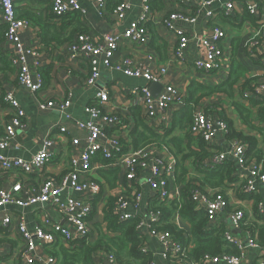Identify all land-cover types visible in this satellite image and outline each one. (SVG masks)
Returning a JSON list of instances; mask_svg holds the SVG:
<instances>
[{
	"label": "built area",
	"instance_id": "obj_1",
	"mask_svg": "<svg viewBox=\"0 0 264 264\" xmlns=\"http://www.w3.org/2000/svg\"><path fill=\"white\" fill-rule=\"evenodd\" d=\"M22 1L25 0H0V7L3 23L7 26L6 40L13 47L12 63L19 70L18 81L20 85L36 93L45 87L46 81L41 68L49 61L43 60V48L27 47L21 41V33L29 25L27 21L19 19L17 16V6ZM41 1L51 3V13L57 19L72 12L85 13L80 0ZM89 1L94 2L102 13L107 10V0ZM178 1L185 6L196 3L199 8L195 15L172 12L163 19L164 27L174 32L178 39L176 57L183 59L184 53L192 41V36L186 27L194 26L198 22V15H203L207 21L214 24V27L211 37L201 40L200 45L203 53L195 61L194 67L198 72L204 74L222 72L227 61L225 49L222 47L226 32L216 23V0ZM244 3L245 0L226 2L223 5L225 16L230 17L236 6ZM129 8L130 0H119L112 16L118 23H122ZM248 12L254 17H261L258 2L249 5ZM150 13H152L151 0H144L141 14L130 23L122 35L106 33L97 39L90 33H82L77 35V38L67 46L68 56L71 60H78L79 63L89 67V75L85 81L88 87L98 86L102 77V66L122 72L130 78L145 80L147 85L133 90L131 97L135 106L144 109L148 124L152 128L158 129L160 125L164 126L169 122L167 113L170 107L176 103H184V95L173 85H166L158 98H154L152 94L150 86L163 83L168 69L166 67L158 69L142 67L131 58L115 62L122 40L140 46L149 43ZM263 43L264 23H261L257 36L250 47L255 56L264 54V51L262 53ZM28 56L34 57L33 65L29 64ZM263 95L264 83H261L255 86L251 93H245L244 96L245 98L255 96L261 99ZM111 100L110 91L103 88L96 93L94 99L86 107L85 112L90 120L88 123H78V126L87 134V147L81 156L71 161L72 170L60 181L52 177H45L41 183H38L37 188L30 184L31 177L35 174L41 175L51 162L53 155L48 151L47 146L52 145V141H45V146L30 161L17 157L10 158L0 153V171L12 174L15 178V182L9 189H0V209H5L1 211L0 222L1 227L5 229H9L11 225L17 223L16 229L25 243L22 264H58L57 258L49 251L53 246L61 243L71 249L76 241L91 238L94 200L101 191L100 186L91 179L94 162L98 156L108 162V166L123 169L126 178L131 182L139 180L142 172L150 171V175L143 178L140 185L147 186L153 198L147 207L146 216L141 217L137 230L143 241L146 239L145 234L147 233L160 247L159 253H155L156 260H153L151 264H159L158 258L169 264H242L250 249L262 246L260 235L256 234V232L259 233V226L250 223L246 217L245 209L233 205L229 196L226 195L228 191L192 189L189 198L195 204L197 211L205 213L208 222L207 229H221L223 240L238 248L240 254L237 256L221 254L215 257L207 256L197 262L189 261L188 253L194 248V241L183 244L170 230H164L161 223V206L172 201L180 202L183 199V192L180 189L176 194L171 189L172 181L175 182L177 175L176 160L173 158L168 161L162 156L149 158L142 150L124 153L119 133L120 130L126 129V117L120 111L111 113L104 111V107ZM4 102L11 110V119L3 125V129L0 131V151L8 150L18 132L27 127V113L16 94L11 91L7 92ZM72 105V95H69L64 100L42 102L40 108L42 110L67 111ZM67 117L71 118L69 115ZM61 131L66 132V129L61 128ZM110 131L113 133L111 136L109 135ZM229 131V125L225 120L215 119L199 106L194 107L191 133L195 137L204 139L208 150L213 154L205 168H213L222 165L230 158L233 159L243 169L248 170V174L243 176V181L245 179L247 183H244L238 192L254 196L257 193L256 182H259L264 188V162L252 161L249 163V145L238 140H228ZM220 137L228 144L226 150L218 151L216 148ZM73 144L77 145L78 141L74 140ZM134 186L135 184H131V187ZM63 193H70L66 200L61 197ZM142 200L143 193L138 188L133 189L132 193H124L117 197L113 213L120 222L130 221L136 216L131 211L138 212ZM43 204H51L58 212L61 221L45 218L42 224L36 227L35 232L28 229L23 218H16L6 210L12 205L27 208ZM153 207L157 208V211H154ZM263 217L264 201L259 203L258 213L255 217H251V221L259 224ZM182 221L183 219L176 215L172 222L180 229H184L181 226ZM65 223L73 228L75 234L64 225ZM234 231L239 234H235ZM262 248L264 249V247ZM142 251L150 252L145 242ZM94 260H96L95 264H120L114 254L98 252L94 254ZM0 264L11 263L9 259H1Z\"/></svg>",
	"mask_w": 264,
	"mask_h": 264
},
{
	"label": "crops",
	"instance_id": "obj_2",
	"mask_svg": "<svg viewBox=\"0 0 264 264\" xmlns=\"http://www.w3.org/2000/svg\"><path fill=\"white\" fill-rule=\"evenodd\" d=\"M144 0H130V8L127 11L125 20L118 23L116 18L111 15V7L119 0H107L106 11L102 13L94 2L89 0H80L82 9L85 13L82 14L83 27L95 38H99L106 33L122 35L129 27L132 21H135L141 14ZM231 0H216L215 7L217 11L216 23L222 27L226 36L222 41L227 61L222 72L217 74H204L198 72L194 63L197 58L203 53L200 42L204 38H210L213 32L214 24L205 19L203 15H198V22L194 26L186 27L189 29L192 41L184 53L183 59H178L175 55L178 39L174 32L168 30L163 25V19L172 12H184L186 14H196L198 5L193 3L190 6H185L179 3L178 0H151L152 13L149 14L150 22L148 30L150 32V41L146 45H135L127 41H121L120 49L115 62H120L124 58L133 59L138 65L149 68L168 69L167 75L164 77V82L161 83L164 88L166 85L176 86L178 90L184 95V103H176L171 106L167 117L169 122L167 125H160L158 129L152 128L146 121L145 111L142 107L135 106L134 100L131 97V92L137 88H142L147 85L145 80H138L127 77L122 72L106 69L101 67L102 77L96 87H88L86 79L89 75V67L78 60L73 61L68 56V44H54L53 47L48 48L44 44V38L53 33H61L63 40L70 35L72 31L79 26V23H67L64 19L61 22H54L51 13V3L41 0H25L18 3L17 16L19 19L25 20L29 23L28 28L21 33V41L25 46L43 48V60H48L42 68L41 72L46 81L45 87L40 92H32L20 85L18 81V68L12 63L13 47L5 40L0 45V131L3 125L11 119V110L4 102V96L7 92H14L21 102L23 108L27 113V127L18 132L11 147L6 151L0 153L10 158H23L30 161L35 157L45 146V141H52L53 144L47 146L48 151L53 155L51 162L47 165L41 175L35 174L31 177L30 184L37 188L38 183H41L45 177H52L60 181L71 170V161L83 153L87 147V134L81 130L78 123H88L90 117L86 114L85 109L96 96V93L105 88L110 91L111 102L104 107L106 113L120 111L125 117L126 129L120 130V138L124 153L130 151H144L149 158L162 156L166 160L175 158L178 172L179 159L174 155L172 144L173 138H183L184 146L187 148L189 142L186 138L189 132L190 125L184 130L175 127V117L178 116L182 110L187 107L190 87L193 83L205 87L217 86L227 81L232 73L234 63L237 62L242 68L247 69L246 74L241 78V82L235 86V99L246 105L253 112V124L257 127H264V122H260L257 118L258 108L253 107L250 98H245V93L254 90V87L264 83V54L255 56L251 50V43L257 36L261 23H264V0H245L244 4H239L232 11L230 17L224 14V4ZM258 2L261 17L252 16L248 12L249 5ZM4 27L3 15L0 7V31ZM2 42V41H1ZM264 51V43L262 45V53ZM34 57L28 56L30 65L34 64ZM160 84V83H158ZM153 85V84H152ZM151 85V86H152ZM150 86V89H151ZM159 90L158 98L164 91ZM153 94V93H152ZM69 95H72L73 105L67 111L61 110H42L40 104L51 100H64ZM200 108L204 109L215 119L225 120L233 129L242 133L247 137H254L258 142V150L261 152V158L256 156L249 158V163L257 161L264 162V135L250 129L240 119L238 113L233 107V101L227 94H214L210 97H204L199 102ZM136 108L140 109L138 117L143 124L146 125L150 131L147 135H157L158 138H153L152 141L139 148L134 145L133 131L135 130L138 118L136 116ZM71 116L69 119L67 116ZM129 121V122H128ZM61 128H65L66 132H62ZM167 131H166V130ZM139 133L144 132L140 127ZM112 131L109 132L111 136ZM118 134V133H117ZM190 134V133H189ZM74 140L78 141L74 145ZM196 141V139H195ZM197 142V141H196ZM218 146L222 150H226L228 144L219 138ZM192 149H198L196 144L191 145ZM211 159V158H210ZM210 159L205 161V165L210 162ZM237 178L232 188H228V193L233 205L246 210V217L251 224L258 225L259 233L257 235H264V217L261 218V223L257 224L251 221V217H255L258 213L259 203L264 201V188L259 182H256L257 193L254 194L253 199L241 197L238 192L242 189L246 180L243 181V176L248 174L247 169H243L236 161ZM102 157L98 156L94 162V170L91 179L100 186V193L94 200V212L91 216V226L93 229L90 241L98 239L100 234L99 227L104 234H109L108 223L106 222V212L110 204L116 201L117 197L124 193H132L133 187L138 188L143 193L142 205L138 212L132 210L131 212L140 217H145L148 205L153 197L147 186L140 185L143 178L150 175V171L146 170L141 173L139 180L133 182L129 181L125 172L121 168L108 166ZM189 174L186 179L192 181L201 178V172L193 165V161L185 163ZM198 169V170H197ZM118 180L116 187L110 184V180L114 179V171H118ZM201 170V168H200ZM114 181V180H113ZM15 178L12 174L0 171V189H9ZM199 186V184H197ZM142 188H141V187ZM196 186V187H198ZM185 188V184L178 182L176 175L175 182L172 181L171 189L174 194L177 190ZM206 190H212L210 188ZM226 191V192H227ZM70 193H63L62 199L66 200ZM243 195V194H242ZM96 201V203H95ZM111 202V203H110ZM5 209H0V214ZM6 210L14 216L24 219L28 229L31 232L36 231V227L40 226L45 218H53L55 221H61L58 212L51 204H43L36 206H29L23 208L17 205H12ZM231 212V208L229 209ZM229 224V223H226ZM71 229L75 234L73 228L67 223L64 224ZM15 222L9 229L1 227L0 222V260L9 259L11 264H22V252L25 249V243L16 229ZM181 226L184 229H189L191 225L185 220L182 221ZM235 234H239L234 231ZM116 235V234H115ZM144 242L149 249V253L156 260L155 253H159L160 247L158 243L153 240L147 233L145 234ZM261 247L250 249L245 256L242 264H264V243ZM52 254V250H49ZM101 254L105 252H100ZM159 264H169L158 258Z\"/></svg>",
	"mask_w": 264,
	"mask_h": 264
},
{
	"label": "trees",
	"instance_id": "obj_3",
	"mask_svg": "<svg viewBox=\"0 0 264 264\" xmlns=\"http://www.w3.org/2000/svg\"><path fill=\"white\" fill-rule=\"evenodd\" d=\"M116 6L117 3L111 7V15ZM81 18V12H72L60 19H57L52 14L54 22H61L64 19V22L79 23V26L70 33L66 40H63L61 33L55 32L47 35L44 38V44L48 46V48H51L54 44L61 45L71 43L77 38V35L86 33L87 31L83 25H81ZM6 34L7 26L4 25L0 31V45L6 40ZM242 67L243 66L235 62L229 79L217 86L205 87L193 83L190 87L188 96L189 104L175 117L174 125L178 129L184 130L191 124L186 136L189 142L187 148L184 146L183 138H173L170 141L173 147L172 152L179 159L177 172L178 182L185 184V188L183 189L182 201H172L161 206V223L164 226V230H170L177 239L183 242V244L194 241L195 246L188 253L189 261L197 262L207 256L215 257L221 254L235 256L240 254L238 248L229 245L223 240L221 229H207L208 222L205 213L203 211H197L195 204L189 197L192 189L198 188L205 191L210 188L227 191L228 188H232L230 184L237 181V167L234 160L231 158L226 160L222 165L213 168H205V161L210 159L213 154L208 150L204 139L195 137L191 133L193 110L202 98L210 97L214 94H227L233 101V107L242 122L250 129L259 131L264 135V127H257L253 124L254 114L251 109L235 99V86L241 82V78L247 72V69ZM250 102L253 107L258 108L257 118L255 117V119H258L261 123L264 122V95L261 99L257 97L250 98ZM134 111H137L136 116L138 118V123L132 134L134 136V145L136 148H139L142 144H149L153 138H158V136L153 134L148 136L146 134L150 129L143 124L142 120L140 121L138 117L140 109L136 108ZM140 127L143 128L144 132H138ZM229 130V135L227 136L228 140H238L249 145L248 158L251 159L256 156L261 158V152L258 150V142L254 137H247L242 133L236 132L230 124ZM192 144H196L198 149H192ZM216 148L218 151H222L221 146H217ZM187 161H193V165L202 173L201 178H195V180L192 181L186 179L189 174L185 166ZM118 172L119 170L114 171V181L109 179L110 184L114 186V188L118 180ZM197 184H199V186ZM133 188L137 189L135 187ZM241 197L253 199V196L248 194H241ZM116 201L115 203L114 201L112 203L110 202L111 204L106 212V222L108 223L110 235L104 234L99 227L100 234L98 233L99 237L95 241H90V239L78 240L75 242L76 244L72 245L71 249L66 248L61 243L56 244L53 246L51 252L57 258L58 264H95L96 260H94V254L102 251L107 254H114L120 264H151L154 258L150 253H144L142 251L144 241L137 230L138 224L142 218L140 216H135L130 221L120 222L119 218L113 213ZM156 203L157 201L155 204ZM153 210L157 211V208L153 207ZM176 215H179L183 220L188 222L191 227L189 229H180L173 223ZM185 233H187V236H185ZM260 243H264L263 234L260 236Z\"/></svg>",
	"mask_w": 264,
	"mask_h": 264
},
{
	"label": "water",
	"instance_id": "obj_4",
	"mask_svg": "<svg viewBox=\"0 0 264 264\" xmlns=\"http://www.w3.org/2000/svg\"><path fill=\"white\" fill-rule=\"evenodd\" d=\"M163 88H164V86L162 84H153L151 86V91H152L154 96H157L159 90H162Z\"/></svg>",
	"mask_w": 264,
	"mask_h": 264
}]
</instances>
